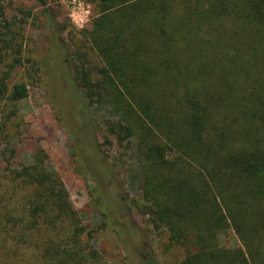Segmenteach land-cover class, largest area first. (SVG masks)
<instances>
[{
    "label": "trees",
    "instance_id": "16d2710c",
    "mask_svg": "<svg viewBox=\"0 0 264 264\" xmlns=\"http://www.w3.org/2000/svg\"><path fill=\"white\" fill-rule=\"evenodd\" d=\"M84 1L98 9L86 35L102 62L97 81L82 73L85 97L115 102L109 131L143 148L146 210L189 244L180 264H264V0ZM4 28L0 58L19 54ZM26 96L0 80V100ZM35 162L9 171L28 190L22 200L0 195L2 263L97 264L62 184ZM84 172L105 226L132 243L141 230L110 225L121 189L105 168ZM229 229L232 249L216 242Z\"/></svg>",
    "mask_w": 264,
    "mask_h": 264
},
{
    "label": "rangeland",
    "instance_id": "374dc122",
    "mask_svg": "<svg viewBox=\"0 0 264 264\" xmlns=\"http://www.w3.org/2000/svg\"><path fill=\"white\" fill-rule=\"evenodd\" d=\"M46 7L44 13L34 0H0V30L8 26L14 50L19 49V54L9 51L0 58V80L27 89L26 98L15 107L0 100V195L12 193L22 200L28 190L13 182L9 171L37 160L48 178L65 189L85 229L80 243L97 255V264H180L189 244L171 239L167 227L155 223L146 210L150 203L141 188L143 148L135 137L121 140L109 131L110 123L120 119L115 102L85 97L82 73L95 82L102 67L86 35L98 9L84 0H46ZM102 168L121 189L123 215L112 213L111 229L142 231L130 244L117 242L99 215L84 170ZM18 211H23L21 205ZM216 242L227 249L239 245L231 229L219 233Z\"/></svg>",
    "mask_w": 264,
    "mask_h": 264
}]
</instances>
